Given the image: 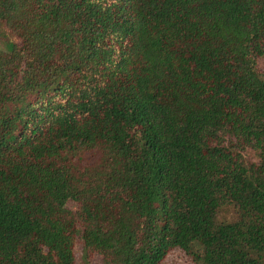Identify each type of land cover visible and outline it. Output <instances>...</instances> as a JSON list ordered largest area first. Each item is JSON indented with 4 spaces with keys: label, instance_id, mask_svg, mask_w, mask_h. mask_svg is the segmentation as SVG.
Listing matches in <instances>:
<instances>
[{
    "label": "trees",
    "instance_id": "trees-1",
    "mask_svg": "<svg viewBox=\"0 0 264 264\" xmlns=\"http://www.w3.org/2000/svg\"><path fill=\"white\" fill-rule=\"evenodd\" d=\"M261 59L264 0H0V264H264Z\"/></svg>",
    "mask_w": 264,
    "mask_h": 264
},
{
    "label": "rangeland",
    "instance_id": "rangeland-1",
    "mask_svg": "<svg viewBox=\"0 0 264 264\" xmlns=\"http://www.w3.org/2000/svg\"><path fill=\"white\" fill-rule=\"evenodd\" d=\"M258 66L260 67L261 71L264 73V59L259 61ZM224 144L229 147L231 142L229 138H224ZM242 159L245 162H254L257 160V157L254 152L252 151H244L241 153ZM218 218L220 219H232L233 218V210L232 208L225 207L220 210L218 213ZM76 262L77 264H84L81 258V252L78 249L76 251ZM87 264H101V257L100 255L94 253L88 258ZM163 264H197L190 255L186 254L184 251L180 249H173L169 251L165 257L163 258Z\"/></svg>",
    "mask_w": 264,
    "mask_h": 264
}]
</instances>
